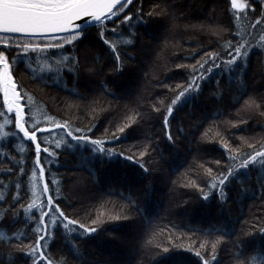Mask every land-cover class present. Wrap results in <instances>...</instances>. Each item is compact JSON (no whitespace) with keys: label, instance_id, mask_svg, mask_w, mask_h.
<instances>
[{"label":"trees","instance_id":"trees-1","mask_svg":"<svg viewBox=\"0 0 264 264\" xmlns=\"http://www.w3.org/2000/svg\"><path fill=\"white\" fill-rule=\"evenodd\" d=\"M242 1L245 7L234 10L231 0H134L129 9L132 13L142 8L145 15L161 10L165 15H154L146 27L127 30L135 31V44L134 47H121L124 67L120 72L115 71V54L92 38L79 45V78L68 75L57 84L44 78L33 79L23 65L16 68L14 78L19 82V90L33 97L31 112L35 113L34 119L41 128L53 127L44 122V114H47L58 122L69 121L73 128L85 131L91 128L93 138L103 139L126 122V116L148 113L153 105L162 109L160 114L153 113L151 119L140 120L127 129L118 144L107 145L138 154L144 144L158 143L147 157L148 164L152 165L150 175L142 176L134 165L120 163L103 169L96 163L93 174L86 167L78 166L79 153L61 152L52 163L42 154L45 157L42 165L46 169L44 182L49 183L50 194L64 212L86 226L97 217L105 221L102 229L91 237L74 240L79 255L60 238L58 230L57 239L46 253L53 264L61 260L65 264H155L157 257H160L159 264H202L195 251H201L210 259L211 242L222 233L213 231L209 235L208 230L224 223L231 235L217 246L216 264H249L254 255L264 264V259L258 255L264 250V235L259 231L264 228V196L259 191L254 170L253 183L246 186L247 192L241 198L236 190H231L223 212L216 199L204 201L196 188L185 187L191 181L206 187L205 169L211 167L215 172V162L220 160L223 164L227 160L225 143L235 149L243 141L256 146L264 142V115L260 114L264 108L249 109L244 105L249 97L257 98L258 103L264 98V48L258 47L264 43L260 40L264 35V23L251 38L256 47L251 50L243 77L246 91L241 94L239 81L232 85V91H227L225 79L220 86L225 96L220 100L213 95L217 90L215 81L209 80L196 99L174 113L175 145L166 141L162 128L163 112L177 85H187L191 66L205 52L217 50L218 45L226 41L235 43L238 31L247 33L254 23L264 19V0ZM177 65L186 67L177 68ZM88 68L95 69V73L89 74ZM162 100L163 105L159 103ZM181 127L183 135L177 132ZM8 130L14 131V124ZM63 136V132H53L47 138L54 145L55 140ZM10 143L16 148L22 145L24 153L11 151ZM44 146L47 145L42 144ZM243 150L248 154L252 152L246 143ZM34 160V145L29 148L28 142L19 137L14 141L0 140V198H3L0 217L5 219L0 225V232L4 233V238L0 239V264H32L23 252L28 251L27 245L35 244L36 236L32 232L35 224L25 227L22 207L31 203L29 177ZM21 167L27 169L26 174L21 173ZM52 179L58 183L52 185ZM44 182L40 183V188ZM149 186L152 189L150 198L146 191ZM16 195L21 197L18 203L12 199ZM128 197L135 200L136 208L130 207ZM44 199L46 201L47 197ZM13 203L15 209L20 210L21 222L9 228L13 211L8 209ZM117 215L122 218L111 219ZM38 216L36 212L29 222ZM13 235L24 238L9 241L7 237ZM205 241L208 242L205 248L200 249V243ZM157 245L171 247L173 251L164 255Z\"/></svg>","mask_w":264,"mask_h":264},{"label":"snow or ice","instance_id":"snow-or-ice-1","mask_svg":"<svg viewBox=\"0 0 264 264\" xmlns=\"http://www.w3.org/2000/svg\"><path fill=\"white\" fill-rule=\"evenodd\" d=\"M133 3L134 0H0V36L14 37L8 40L0 38V45L3 46L0 49V96H2L0 117L3 118V122L0 123V140L9 138L14 141L19 137L22 141L28 142L29 148L34 145L35 160L29 177L31 203L22 207L25 227L35 224V227L32 228V232L36 236L35 244L27 245L28 251L23 252L24 256L32 260V264H45V261L47 264H53V260L46 253L51 243L57 239L58 230H60V238L75 254L79 255L74 240L91 237L100 231L105 223L97 217L91 221L90 226H86L77 219L70 218L64 212L58 200L50 194L49 183L44 182L46 169L42 165V160L45 159L42 154H46L48 163H52L61 152L71 155L79 153L78 166L86 167L93 174L96 163H99L102 169L108 165L120 163L134 165L140 170L142 176L150 175L152 165L148 164L147 157L159 146L158 143L144 144L138 154L107 145L118 144L127 129L138 124L140 120L151 119L153 113L160 114L162 109L153 105L148 113L136 112L134 115L126 116V122H122L117 126L115 132L103 139L93 138L90 134L92 133L91 128L86 131L73 128L69 121L58 122L47 114H44V122L52 124L53 127L41 128L34 119L35 113L31 112L33 97L27 92L19 90V82L14 78V72L16 68L23 65L24 70L31 74L33 79L44 78L53 80L57 84L68 75L79 78L81 72L80 59L77 55L79 45L90 38L95 39L106 50L115 54L117 65L115 71H122L124 64L120 49L122 46L134 47L135 44V31L128 32L127 30L140 26L146 27L154 15L157 17L165 15L164 10L155 13L150 11L145 15L142 8H137L135 13H132L129 9ZM244 7L245 5L238 4L237 0H231L232 9L239 10ZM126 10H129L128 14H124ZM122 14L123 18L121 19ZM134 20L135 24H133ZM110 23L112 24L111 28H109ZM261 23H264V19L254 23L252 30L247 33L238 31L236 33L238 39L235 43L226 41L218 45L217 50L205 52L201 59L191 66L187 85H177L174 96L167 104L166 111L163 112L164 138L170 145H175L177 142V137L172 133L174 113L196 99L201 94L205 82L215 81L217 90L213 95L220 100L225 96V92L220 90L221 81L225 79L228 84L227 91H232V85L237 81H239L241 94L246 91L243 77L251 50L256 47L251 43V38ZM260 40L264 41V35L260 36ZM258 47L264 48V43L259 44ZM96 60H99L98 56ZM34 62L35 67L33 66ZM13 65L16 67L14 68ZM182 67L186 66L177 65V68ZM87 71L89 74H94L96 70L88 68ZM170 91L173 90L170 89ZM159 103L163 105L164 101ZM244 105L249 109L264 108V98H261L258 103L257 98L249 97L244 101ZM260 114L264 115V112ZM30 121L32 122L30 123ZM13 124L15 130H8ZM53 132L64 133L63 137L55 140L54 145L47 138ZM177 132L184 134L182 127L178 128ZM42 136L44 139H41ZM148 139L151 140V137ZM244 143L247 144L248 149L252 150L251 154L243 150ZM42 144L47 146L42 147ZM9 148L18 154L24 153L22 145L16 148L10 143ZM223 148L227 154V160L223 164L217 160L215 172L211 167L205 169L206 187H202L197 181H191L189 185H185V187L196 188L204 201L210 198L216 199L222 212L224 206L229 202L231 190H236L241 198L247 192L246 186L253 183V170L257 173L255 180L258 182L259 191L264 196V142L256 146L243 141L235 149H231L225 143ZM16 163H20V161ZM26 172L27 169L21 167V173L26 174ZM41 182H44L42 188L39 187ZM50 183L56 185L58 181L52 179ZM16 187L19 189L21 185L18 183ZM146 191L150 198L151 187H147ZM45 196L47 197L46 201ZM12 199L18 203L21 197L16 195ZM127 199L130 200V207L136 208L135 200H132L131 197ZM2 200L3 198H0V202ZM15 203L8 209L13 211L12 220L8 223L9 228L15 227L17 223L21 222L20 210L15 209ZM140 211H147V209H140ZM36 212L39 213L38 219H31L29 222V218ZM6 215L7 211L5 217ZM121 218L119 215L111 217L112 220ZM4 223V217H0V225ZM213 231L221 232L222 235L211 242V258L206 259L201 251H195V255L200 258L202 264H216L217 246L225 237L231 235L227 223L219 228L210 227L208 234L211 235ZM259 231L261 235H264V228ZM3 238L4 233L0 232V239ZM22 238H24L23 235L7 237L9 241ZM206 243L208 242H201L200 249H204ZM157 247L161 248L164 255L173 251L171 247H161L160 245ZM178 250L191 251V249L183 248H178ZM258 255L264 259V250H261ZM159 260L160 257H157L155 264H159ZM57 264H65V262L61 260ZM249 264H261V261L254 255Z\"/></svg>","mask_w":264,"mask_h":264},{"label":"rangeland","instance_id":"rangeland-1","mask_svg":"<svg viewBox=\"0 0 264 264\" xmlns=\"http://www.w3.org/2000/svg\"><path fill=\"white\" fill-rule=\"evenodd\" d=\"M237 2H238V4H243V5H245V3H244L242 0H237ZM263 7H264V5H263Z\"/></svg>","mask_w":264,"mask_h":264},{"label":"flooded vegetation","instance_id":"flooded-vegetation-1","mask_svg":"<svg viewBox=\"0 0 264 264\" xmlns=\"http://www.w3.org/2000/svg\"><path fill=\"white\" fill-rule=\"evenodd\" d=\"M4 36V35H3ZM5 37H9V36H5Z\"/></svg>","mask_w":264,"mask_h":264},{"label":"water","instance_id":"water-1","mask_svg":"<svg viewBox=\"0 0 264 264\" xmlns=\"http://www.w3.org/2000/svg\"><path fill=\"white\" fill-rule=\"evenodd\" d=\"M4 36H6V35H4ZM1 98H2V96H1Z\"/></svg>","mask_w":264,"mask_h":264}]
</instances>
